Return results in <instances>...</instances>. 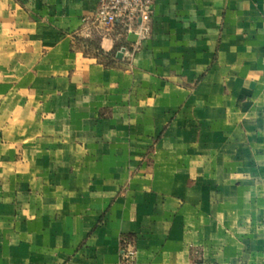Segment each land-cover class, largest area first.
Wrapping results in <instances>:
<instances>
[{
	"label": "crops",
	"instance_id": "0c3cea01",
	"mask_svg": "<svg viewBox=\"0 0 264 264\" xmlns=\"http://www.w3.org/2000/svg\"><path fill=\"white\" fill-rule=\"evenodd\" d=\"M97 6L0 0V264H264V0Z\"/></svg>",
	"mask_w": 264,
	"mask_h": 264
},
{
	"label": "built area",
	"instance_id": "2783aa9c",
	"mask_svg": "<svg viewBox=\"0 0 264 264\" xmlns=\"http://www.w3.org/2000/svg\"><path fill=\"white\" fill-rule=\"evenodd\" d=\"M156 0H98L96 10L84 18L105 32L115 30L122 24L128 33H135L137 40L145 39L150 31V21ZM136 250L126 245L122 250L123 260L130 262Z\"/></svg>",
	"mask_w": 264,
	"mask_h": 264
},
{
	"label": "water",
	"instance_id": "95a60500",
	"mask_svg": "<svg viewBox=\"0 0 264 264\" xmlns=\"http://www.w3.org/2000/svg\"><path fill=\"white\" fill-rule=\"evenodd\" d=\"M123 55V51L119 52L118 56H122Z\"/></svg>",
	"mask_w": 264,
	"mask_h": 264
},
{
	"label": "trees",
	"instance_id": "16d2710c",
	"mask_svg": "<svg viewBox=\"0 0 264 264\" xmlns=\"http://www.w3.org/2000/svg\"><path fill=\"white\" fill-rule=\"evenodd\" d=\"M100 53H102V52L100 51Z\"/></svg>",
	"mask_w": 264,
	"mask_h": 264
}]
</instances>
